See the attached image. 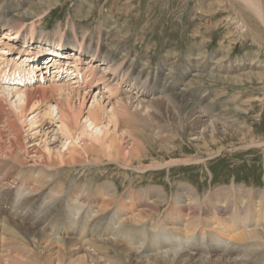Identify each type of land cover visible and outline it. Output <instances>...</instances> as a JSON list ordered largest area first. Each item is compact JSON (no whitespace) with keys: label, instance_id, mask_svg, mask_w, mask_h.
Wrapping results in <instances>:
<instances>
[{"label":"bare ground","instance_id":"6f19581e","mask_svg":"<svg viewBox=\"0 0 264 264\" xmlns=\"http://www.w3.org/2000/svg\"><path fill=\"white\" fill-rule=\"evenodd\" d=\"M56 1L33 0V9H30L25 13H15L13 11L10 12V10H8L7 13L1 14L0 12V37L3 36V41L0 43V45L4 43V40L8 39L16 42H19L20 40L22 42L24 40V47L19 51V53L27 57L26 61H28V63H32L35 60H29L31 55L32 57H36V55L39 56V54L44 51L51 53V55L53 54L54 57H56V60L59 57L63 59L65 55H67L68 51L71 52L73 50L76 53H83L82 45L80 43L74 44L71 39L63 41V38L60 37L59 39L56 38L52 41H48L47 38H41L39 33L36 31L37 26L34 24L31 25V28L26 35L21 30L20 26L25 23L26 19H30V17L35 13L38 15L44 14L45 11L43 9V11H41V7L44 5L51 6L55 4ZM240 1H242V3L245 5H248V9L249 7L251 8V12H254L253 14H255L262 21L264 26V10L261 3L262 0ZM36 6L38 7L35 8ZM12 25H16L17 27H13ZM35 34L41 39L36 40L33 37ZM91 37L94 41V45L92 46H95L93 54H89L91 66L86 67L84 69L86 71L80 69L78 67L80 58L77 57L73 66L75 72L69 75L71 76L75 74L79 77V80L74 83L78 84L81 80L82 82H86L89 87H92V84L97 85L106 79V77L100 78L97 76V73L99 72L94 70L92 67V63H95L96 54H98L97 61L101 62L100 66H103V68L101 67V75L110 77L108 74H116L119 72V68L124 66L121 68L122 75L119 73L118 78V81L122 82L125 77L124 75L129 76L128 73L132 72L131 83L133 85H139L133 88V91L136 90L135 96L126 95V100H124L122 97L113 99L110 101L112 102V106H108V102L103 100L104 96H99V94L96 93L89 109L84 112L83 106L90 93L88 91L83 92L84 90L82 87H76V85H73L74 83L72 82H62L60 84L53 83L49 86H40L37 89L27 88V90H21L19 96H16L18 91L15 89V91H11V88L8 87H4V90H1L0 92L4 93V91H6L8 97L3 98L0 96V120L4 121L3 123L8 128L6 136L9 137V139H13L15 141V144H13V141L11 142L10 140L8 151H6V147H4L0 141V264H131L133 262L136 264H264V257L262 259H253L248 256V252V257L241 255V253L249 251L251 253L253 252L254 254L262 253L264 256V191H242L239 196L243 197V195H245L247 199L244 197V199H241L236 204L234 203L235 201L233 203L230 201L231 199H234L236 196H238L233 195L236 190L234 184L228 186L230 187L229 189H227L228 187H222L218 188V190L214 192L212 191L213 193L210 192L211 194L204 196L203 200H201L202 198L199 196V191H192L189 185H180L178 189L176 188V193L171 195L170 198L168 197L165 188H159V186H157V188L156 186H153V188L144 191H132L127 197L124 196L128 199H125L128 201V203H122L124 208L127 206L132 208L131 210H124L128 211V213H130L129 211H132L133 209L136 210V214L133 216V222L144 223L149 220V226H154L152 228L153 230L155 229L153 232V239L159 238L160 241L158 239H154L151 244L152 246L149 248H146L147 246L145 247L144 244L146 242L145 229L142 228L138 231H135L129 227L124 228L122 226H124L125 222L122 224L121 218H118L119 216H116L115 218L113 217L114 219H112L111 227H109L106 231L109 234L108 236H110L108 243H100L96 239V237L99 235L96 231V235L92 231L88 232V223L90 220L92 221L91 217L94 218L99 213L97 212L96 215L94 214L95 216H91L90 214L93 213L94 208L98 207L100 210H102L109 207V203H103L102 201L101 203L96 201L98 205H94L95 201L91 200V198L95 196L96 198L102 199L104 196L110 195L111 199L114 201V199L118 197V188L113 185H107L109 183H104L102 186L98 184L94 190V188H92L93 184L90 183L92 185H89V188L86 191L83 190L85 185L84 187L82 186L83 188L79 186L82 188L80 189L78 186H76V184H73L76 182V180H74L72 182V187L68 190H65V186L57 183L64 171L61 168L62 163H64L66 166L71 164L72 166L73 164L86 166L88 164L87 161H89V163H93L97 166L96 161L99 162L100 159L106 157L113 161V163L125 166L124 162H128L127 159L129 158L131 159L129 161H132L133 158L136 157L137 153L141 154L143 151H145L147 148H144V146L146 145H149L150 147L152 144L157 145L158 147H163L164 145L166 147L168 146L169 148L171 146L169 137L171 136V138L175 140L178 137L177 134L174 135V133L169 132L171 134L170 135L166 132L167 135L159 139V143H157L153 136L152 138H148L146 135L142 134L144 125L149 126L152 124L162 125V127H160L162 131H165L163 125H167L169 128L168 124L174 125V127L179 125V129H182V125H184L186 122L194 124V126H200L202 124L201 131L196 132L194 134L196 137L192 139L198 143H204L209 137L211 139L210 141H214L213 139L217 135L225 136L226 134H234L237 136V138L239 137L238 139H241L243 143L246 142L249 144V146H253L254 144L260 145V143H257L255 139L248 143V140L250 139V136L253 135V132L249 131L248 128H245L246 126H241L237 129L238 131H236V123L234 122V124L231 121L233 120L232 118L234 116L232 115L233 111H235L236 108L237 110L242 111L244 105L249 103L248 100H241L242 102L239 104L237 103V107H234L233 109L228 107L230 102H228L227 106L223 104L220 110L218 108L219 111L216 113V115L211 116H217V118L210 119V116H208V119L206 115L210 113V110L212 107H214L213 103L217 99H211L205 104V100L202 101L200 99L201 97L199 98V94H194L191 97H187L186 94L188 88L183 87V89H181L180 87H177L180 84L176 82L171 84L169 82L171 77L169 80L163 83L164 85L162 87L163 92H165L167 86H169L167 91H169L171 94L168 95V97L161 96V98L160 96H156L158 98L153 97L150 100H144L142 99L143 97H149V91L145 88L140 89L142 86L140 83V77L143 78L146 76L149 78L151 74H149V72L147 74L144 70L139 69L141 68L139 63H136L137 66L132 61L126 62L124 64L125 58L122 56V53H120L121 49L118 48L120 50L115 51L110 45L111 43L107 44V42H105L104 39L100 37V33H98V38L92 35ZM35 44L36 50L32 49L34 48ZM2 53L5 52L2 51ZM201 54L204 55V52ZM51 55L50 58H52ZM220 59L222 60V58ZM53 69L59 70V68ZM169 70L170 74L173 73V70ZM170 74L167 73L166 75L168 76ZM196 75H192L193 82H197V80H199L201 77L203 79L207 78L211 82H216L217 80L222 83L236 84L237 86L240 84L242 85L245 80L250 81L252 79H257L259 82L264 80V73L258 70H248L247 73L237 74L232 77L222 76L219 73L213 74L212 71L205 72L203 75ZM185 76L186 75H183V78H180V82L183 83L187 79ZM56 77L57 76H53V78L50 79V82H52ZM188 77H190V75ZM58 78L59 77H57V79ZM152 78L157 82V79L154 76H151V79ZM110 79L112 78L110 77ZM154 80L152 83H154ZM166 82L171 85L166 84ZM103 86V88L98 90L101 93L100 95L105 94V92L102 91L105 90L107 86L105 83ZM200 90L202 91V89ZM208 93L209 92H207L206 95ZM216 93L218 92L216 91ZM109 94H114L111 89H109ZM235 98H238V96ZM48 100H53V102L48 103ZM200 101L205 104V108L200 105ZM4 102L7 103V108L10 109L11 106L14 108L12 107L13 109L11 108V111L7 112V108L3 105ZM17 102H19L21 105L23 104V106H18ZM232 102L235 103L236 101L233 99ZM40 104H46L47 107L43 109V111H40L36 114V112L39 110ZM219 105L221 104H218L217 106ZM33 109L36 115L32 118L33 121H30L29 123L30 128H33L36 125L38 126L39 123L45 121V119H48L51 121V123H61L59 130L67 137L66 140H69L70 137L75 138V136H78L75 138L78 142V140L85 136L84 134H87L88 132L89 135H91L92 145L87 146V148H82L81 150H77L75 148L71 149V147V150L66 151L67 153L61 151H58L57 153L54 152L53 154H49V158H46L45 155L39 150L28 152V150L25 149V140L21 141V137L18 134V132H20L19 129H21L20 127L23 124L21 123L19 126V123L21 121L25 122L28 112H33ZM131 109H135V111L131 112ZM185 110H189L190 112L187 115H182ZM8 114H14L16 116V120H11V122L10 117L7 116ZM221 116H223V118L220 121L219 117ZM56 119L58 121H56ZM237 123L239 122L237 121ZM110 126L113 128L111 131V136H108V138L105 136L103 140H100V138L95 136L97 134L99 135L103 133L105 129L108 131L111 130L112 128H109ZM152 127L153 126H150V129H152ZM79 130L80 132H78ZM246 130L248 131L247 133ZM3 132V130H0V136L3 134ZM125 135L127 136V142L125 143L127 146L123 147L122 142ZM156 139L158 140V138ZM96 144H98V146H96ZM63 146L66 148V145ZM127 147H130V151L128 152L126 150ZM166 147H164V149H168ZM225 148L222 149L226 151ZM48 151L50 150L46 148V152ZM22 152L26 154L28 153L31 156L30 160L29 158H26ZM135 152L137 153L135 154ZM127 154L130 156L128 157ZM194 159L196 160V157L193 159H184V162H182H192ZM174 160L176 159H170L166 162L164 161L165 163L155 160L156 162H151L150 167L141 164V162H137L139 164H136V166H138L136 168L137 171H144L162 166L169 167L172 164L181 163V161L173 162ZM102 163L103 162H101V164ZM131 163H133V161ZM89 167L90 166L87 168ZM65 178H68V176ZM86 178L88 179V176H86ZM94 179L97 180V178ZM132 180L133 179H131V181ZM242 189L240 188V190ZM93 190L95 195L93 194L92 196L90 192L92 193ZM85 191H90L89 195L92 196L90 198L91 201L84 202L82 200L83 198H87L84 195ZM130 191L131 190H129V192ZM57 199H59L58 202L60 203H62L61 200H64L67 203L66 205L68 211L71 210L70 212H75L74 210L81 211L84 207H86L85 211L89 212V214H87L89 218L86 220L84 219V217H86L84 216V213L82 216L83 218H81L78 223L74 217L66 222V230L73 231V233L70 234L69 232H66L67 234L63 235L65 238H62V236L59 237V235H61V231L65 229L59 228V230L56 229L55 232V229L53 228L55 224L50 223V221L45 218V215L51 212L53 207L55 208V206H53L54 203L52 204V201H56ZM129 200L131 203L133 201L131 205H129ZM63 204L64 203H62V205ZM163 204H169V207L170 205L172 207L166 213L167 215L165 218L155 220L157 219L155 217L158 214H161L159 207ZM113 205L116 204L113 203ZM42 206L43 209L39 213ZM57 206L58 204L56 207ZM58 207H60V205ZM196 208L200 209V213L205 214V218L208 219L201 218ZM59 209L63 210L64 208L61 207ZM117 211L118 210L115 212ZM79 212L77 213L79 214ZM186 212L187 215L189 214L188 218L187 215H184ZM67 213L65 212V214ZM59 215L58 217L62 218L64 216ZM52 216L55 218V215ZM73 216H77V214L73 213ZM58 217L55 219H58ZM131 221L132 220L129 222ZM116 225L119 226L115 227ZM71 235L72 237H70ZM117 240L118 242L123 241L126 244H129L133 250H137L136 253L140 251L142 256L138 257V253L137 257L133 258L132 255H128L129 253H127L125 248L109 243L111 241L116 242ZM199 240L202 242L206 241L207 244L204 246H199V244H196V242ZM142 245H144V249ZM147 245L149 246V244ZM207 247L210 248L208 252H216L215 254H218L216 259H207V257H203ZM159 251H162V254H160ZM208 252L206 253L207 255ZM259 256H261V254Z\"/></svg>","mask_w":264,"mask_h":264},{"label":"rangeland","instance_id":"374dc122","mask_svg":"<svg viewBox=\"0 0 264 264\" xmlns=\"http://www.w3.org/2000/svg\"><path fill=\"white\" fill-rule=\"evenodd\" d=\"M58 1L59 0H57L55 4L51 6L44 5L43 7H41V11L43 10L45 11L44 14L38 15L35 13L30 17V19H26L25 23L20 26L23 33L26 35L29 29L31 28V25L34 24L35 26H37L36 31L43 39L47 38L48 41H52L53 39L56 38L59 39L61 37L63 38V41H67L68 39H71L74 42V44L80 43L82 45L83 53L81 52L76 53V55L78 54L79 58L84 53L86 55L85 58L89 54H93L95 46H92L94 45V41L91 35L98 38L97 37L98 33H100V37H102L104 41L107 42V44L111 43L110 45L115 51H119L121 49L120 53H122V56H124L125 58L124 64L126 62H131V61L134 64L139 63L141 67L139 69L144 70L145 73L147 74L148 72L149 74H151L149 78L144 76L143 78L140 79V83L141 85H143L141 86L140 89L145 88L146 90L149 91L148 93L149 97H143L142 99L144 100H150L153 97L155 98L156 96L168 97V95L171 94L169 91H167L169 86H167L166 89L167 92L165 91L166 93L163 92L162 87L164 85L163 83L169 80L170 77L171 78L169 82L171 84L176 82L180 84L177 87H180L181 89H183V87L188 88L186 94L187 97H191L194 94L197 95L199 94L200 95L199 98L201 97L200 99L202 101L205 100L204 101L205 104L211 99H217L213 103L214 107H212L211 109L212 111L210 110V113L206 115L207 117L210 116V119L217 118V116L216 117H211V116H215L223 104L227 106L228 102H230L229 105L231 106L228 105V107L233 109L234 107H237V105L241 103L243 100L244 101L248 100L249 103H246L244 105L242 111L237 110V108L236 110L234 109L235 111H233L232 114L234 116L232 118L233 120L231 121L233 123L234 122L236 123V124L234 123L236 125V129H235L236 131H238L237 129L239 127L246 126L245 128H248L249 131L253 132L252 133L253 135L250 136L248 143L250 141H253L254 139L256 140L257 143H260V145L254 144L253 146L252 145L249 146V144H247L246 142L243 143L241 139H238L239 137L237 138V136H235L234 134L233 135L226 134L225 136L217 135L213 139L214 141H210L211 139L209 137L207 138V141H205L206 143L201 142L202 143L201 144L192 139L196 137L194 135L196 132L201 131L202 124L200 126L198 125L194 126V124H190L189 122H186L184 123V125H182L183 126L182 129H179L180 127L179 125H178L179 127L178 126L174 127V125L168 124L169 128L167 125L166 126L163 125L165 131H162V129L160 128L162 127V125L152 124L149 126L144 125L142 134L146 135L148 138L149 137L152 138L153 136L154 140L157 143H159V139L167 135V133L170 134L169 132L174 133V135L177 134L178 137L175 140L172 139L171 136L169 137L170 145H171L169 148L168 146L166 147L164 145L163 147H158L157 145L154 144H152L153 147L146 145L144 146V148L147 149H145V151L142 152L143 154L135 152V154L137 153V155L136 157L133 158L132 160L133 163H131L132 161H129L131 160L129 158L127 159L128 162H124L125 166L113 163V161H111L106 157L100 159L99 161L100 164L98 161H96L97 166L93 163H89V161H87L89 165L87 164L86 166L83 165L79 166V164H73V166L71 164L66 166L64 163H62L61 165L62 167L61 166L60 167L64 171L57 183L65 186V190H68L72 187V182L74 180H76V182L73 184H76V186L78 187L79 186L84 187L85 185V187L82 188L83 190L86 191L89 188V185L92 184H93L92 188H94V190L98 186V184L102 186V184L104 185V183L105 184L109 183L107 185H113L116 188H118L119 198L116 197V199H114L115 202L111 199L110 195H106L104 196V198L100 199V198H96L95 196L92 197L93 194L95 195L94 190L92 191V193L89 191L90 194H92V196L89 195V192L85 191L84 195L87 198L82 199L84 202L93 200L95 201L94 205H98V203H101L102 201L103 203L104 202L109 203V207L111 206L110 208L107 207L102 210H100L98 207L94 208L93 213L90 215L95 216L97 212L99 213L96 215L97 217L96 216L94 218L91 217L92 221L90 220L88 223V232L92 231L93 233H95V235L98 233L99 235L98 237H96V239L100 243H108L110 236H108L109 234L106 231L108 230L109 227H111L112 219H114L116 216H119L118 218H121L122 224H124L125 222L124 226L122 227L124 228L129 227L134 229L135 231H138L142 228L145 229L146 242L144 244L145 247L147 246L146 248L152 246L151 244L154 241V239L155 240L158 239L160 241L159 238L153 239V232L155 231V229L154 230L152 229L154 226L152 227L149 226V220H147V222L144 223H134L133 216H135L136 210L133 209L134 211L133 210L129 211L130 213L135 212V213H131L132 214L131 216V214L125 210L126 209L131 210L132 208H129L130 206L124 208L122 204L125 202L128 203L127 201L128 199L125 197H127L128 194H130L132 191L134 192L144 191L153 188V186H156V188L157 186H159V188L162 187L165 188L168 197L170 198L171 195L176 193L180 185H189L192 191H196V192L199 191L198 192L199 196H201L202 198L201 200H203L204 196L213 193L214 191L218 190V188H222L221 186L223 184H229L231 181L235 179L237 180V184L235 185L236 190L233 193V195L234 196L238 195V196H236L234 199H231L230 201L232 203L235 201L234 203L236 204L241 199H244V197H246L245 195H243V197L239 196V194L242 193V191L245 192L247 191L251 192L254 190L264 191V80L262 82H259L257 79L255 80L252 79L250 81L245 80L242 85L240 84L238 86L236 84L222 83L217 80L216 82L215 81L211 82L207 78L203 79L201 77L199 80H197V82L192 81L193 80L192 77L194 75L196 74H198L196 76L203 75V73L208 71L210 72L212 71L213 74L219 73L220 75L226 77H232L237 74L247 73L248 70H252V71L258 70L264 73V26L262 21L255 14H253L254 12H251L252 11L251 8L250 7L249 9L247 8L248 5H245L240 0L239 1L238 0H61L59 2ZM262 1L261 3L264 10V0ZM32 2L33 0H0V10H1L0 12L2 14V13H7L8 10H10V12L13 11L15 13L17 12L25 13L28 10L33 9L34 2L33 4ZM37 7L38 6H36L35 8ZM12 26L17 27L16 25H12ZM33 37L36 38L38 36L35 34V36ZM11 41L12 42L6 41V43L4 44L7 46L14 45L16 48H18L20 45H23L24 42V41L21 42V40L19 41V43L13 40ZM13 42H16V44ZM84 44H87V46L84 47L83 46ZM7 46H4L3 52L5 53H2V51H0L1 52L0 61H2L3 57L5 56L3 54H7L11 51V50L5 51L6 49H8ZM9 47L13 48L12 46ZM35 47L36 44L32 49L36 50ZM88 47H90V50H88ZM202 52H204V55L201 54ZM71 54H73V52H71ZM97 55L98 54H96L95 63L99 62L97 61ZM220 58H222V60ZM200 62L202 63V65ZM100 63L101 62L94 65L95 68L100 70L99 74L103 68V66H100ZM88 66H91V59L90 62H88ZM78 67L82 70L85 69L80 66V60L78 63ZM122 67L119 68L120 70L118 73L116 74L112 73L113 75L111 73L108 74V76H110L112 79H110V77L107 76H103V75L100 76V78L106 77V79H104L102 83H105L107 88L104 90L105 94H102L101 96H104L103 100L105 102H108V106L112 104V102L110 101H112L113 99H118L119 97L120 98L122 97L124 100H126L125 99L126 95L127 96L136 95V90L133 91V88L139 85L138 84L133 85L131 83L132 72L128 73L129 76L124 75L125 77L122 80V82L118 81L119 73L122 75L121 73ZM169 69L173 70L172 71L173 73L170 74ZM167 73H169L170 75L167 76L166 75ZM183 75H186L185 77H187V79L189 78L188 81L187 79L184 81L185 83L180 82V78H183ZM189 75L190 77H188ZM151 76L152 77L154 76L157 79V82L153 78L151 79ZM30 80L32 79L30 78ZM153 80L154 83H152ZM166 84H168V82H166ZM76 85L82 87V89L84 90L83 92H86V89L88 88L90 89L88 90L90 94L87 97L85 104L83 106V110L84 112H86V110L89 109L93 101L94 95L97 93V91H95V93H93L92 96L91 90H96L97 89L96 86L99 84H97L96 86L92 84L91 85L92 87H89L86 84V82H82L80 80L79 83ZM4 87L11 88V91H15V90L18 91L16 96H19L21 90L23 91L27 90V88L24 89L21 87L20 88L9 87V86H4ZM4 87L0 86V92L1 90H4L3 89ZM39 87L40 86H37L31 89H37ZM109 89L113 91L114 93L113 95L109 94ZM200 89H202V91ZM206 91L209 92L207 95H206L207 93ZM216 91L218 93H216ZM0 96H2L3 98L7 97L6 91H4V93H0ZM237 96L238 98H235ZM233 99L234 101H236L235 103L232 102ZM202 101H200V105L204 107L205 104L202 103ZM52 102L53 100H50V103ZM17 104L18 106H23V104L21 105L19 104V102H17ZM218 104L221 105L217 106ZM3 105L7 108L6 102H4ZM12 107L13 106H11V108ZM46 107H47L46 104H40L39 110L36 112V114L39 113L40 111H43V109H45ZM10 109L7 108L6 111L10 112L11 111ZM134 111L135 109H131V112ZM189 112H190L189 110H185L182 115H187ZM36 114L33 109V112L32 111L28 112L27 114L28 116L26 117L25 122L21 121L19 123V126L21 125V123L23 124L20 127L21 129H19L20 132H18V134L21 137V141L25 140L24 141L25 149L28 150V152H34L39 150L42 154L45 155L46 158H49V154H53L54 152L55 153H57L58 151L66 152L73 148L77 150H81L82 148H87V146L92 145L91 135H89L88 132L87 134H84L85 136L81 137V139H79L78 142L75 139L78 136H75V138L73 137L74 139L70 137L69 140H66L67 137L63 135L59 130L61 123L58 122L51 123V121L48 119H45V121L39 123L38 126L36 125L35 127L30 128L29 123L30 121H33L32 118L35 117ZM7 116L10 117V121L16 120V116L14 114L13 115L8 114ZM222 118L223 116L219 117V120L221 121ZM56 121L58 120L56 119ZM237 121L239 123H237ZM3 122L4 121L0 120V130L4 131L3 134L0 136L1 138L0 141L2 145L6 147L7 149L6 151H8L10 146V140L11 142L13 141V144H15V141L13 139H9V137L6 136L7 135L6 132L8 128L5 126ZM150 126H153L152 129H150ZM109 128L111 129L112 127L110 126ZM80 130L78 132H80ZM112 130L113 128L109 131L105 129L104 132L106 135L104 134V132L99 135L98 134L97 135L94 134V135L100 138V140H103L105 136L108 138V136L112 135L111 134ZM247 130L246 133L248 132ZM125 136H124L125 140L123 139L122 142L123 147L127 146L125 144L127 142V136L126 137ZM230 137L232 140L230 139ZM156 138H158V140ZM63 145H66V148ZM96 146H98V144H96ZM164 147L168 149H164ZM46 148L50 151L46 152ZM222 148H225L226 151H224ZM129 149L130 147H127L126 149L127 152L130 151ZM22 154L26 158H29L30 160L31 156L28 153L26 154L22 152ZM127 156L129 157L130 155L127 154ZM192 157L193 158L196 157V160L197 159L198 160L196 161L194 159L195 161L192 160V162L183 163L184 159H189V158L193 159ZM170 159H176L173 162L181 161V163L183 164L177 163V164H172L169 167L162 166L158 168L147 169L144 171H140V170L137 171L136 168L138 167L136 166V164H139L140 162L141 164L150 167L152 161L156 162L155 160H157L158 162L165 163ZM101 162L103 163L101 164ZM88 166L90 167L87 168ZM67 176L68 178H65ZM86 176H88V179L86 178ZM94 178H97V180ZM131 179L133 180L131 181ZM244 186H246L247 189L249 190L245 189ZM227 187L228 186H226V188ZM229 188L230 187H228L227 189ZM240 188L243 189L240 190ZM129 190L131 191L129 192ZM91 197L94 199H92ZM58 200L59 199H57L56 201H52V204L54 203L53 206H55L57 210L52 206L53 208L51 212H49L50 214L49 213L46 214L45 218L49 220L50 223L55 224V226L53 227L55 229V232L56 229L59 230V228L65 229L61 231V235H59V237L62 236V238H65V236L63 237V235L67 234L66 232H69L70 234L73 233V231L66 230L67 229L65 227L66 222L72 217H74L76 219V222L78 223V221L81 218H83L82 217L83 214L84 213L89 214V212L85 211L86 207L82 208L81 211L74 210L75 212L73 211L70 212L71 210L68 211L66 205L67 203L64 200L63 201L61 200V202L64 203L62 205V203L58 202ZM109 200L111 203L109 202ZM96 201H98V203ZM56 203L58 204V206L60 205V207L58 206L56 207L57 205ZM113 203H115L116 205H113ZM132 203L129 200V205H131ZM61 207L64 209L60 210L59 208ZM171 207H172L171 205L169 207V204L161 205L159 207V211L161 212V214H158L160 216L157 215L155 217L157 219L155 220L165 218V216L167 215L166 213L168 212L169 209H171ZM42 209L43 206L39 211V213L42 211ZM116 210L118 211L115 212ZM196 210L201 218L206 217L205 214L200 213V209L196 208ZM65 212L68 213L65 214ZM77 212H79L80 215ZM73 213H76L77 216H73ZM85 214L84 216L86 217H84V219L86 220L89 218V216ZM52 215H55V218L58 217V215L59 216L64 215V216L63 218L58 217V219H55ZM127 215H129L130 217ZM184 215H187V212ZM188 216L189 214L187 215V218ZM55 220L58 221L56 222ZM130 220L132 221L129 222ZM62 224L64 228L62 227ZM136 224L137 226L139 225L138 226L139 228L136 226ZM118 226L119 225H116L115 227ZM70 237H72V235ZM118 240L116 242L111 241L109 243H112L114 245H119L125 248L127 253H129L128 255L129 256L132 255L133 258H136L138 253H139L138 257L142 256V253L140 251L136 253L137 250L135 249L133 250V248L130 247L129 244H126L123 241L118 242ZM147 244H149V246ZM196 244H199V246L201 245L204 246L207 243L206 241L202 242L201 240H199L198 242H196ZM127 247L129 248V250ZM142 247L144 249V245H142ZM205 250L206 252L204 253L205 255H203V257H207V259L217 258L218 254H215L216 252H208L210 250V248L208 247ZM161 252L160 254H162ZM207 252L208 255L210 256L206 254ZM247 252H248V256L253 259L254 258L262 259L264 257L262 253L254 254L253 252L251 253L249 251H245L244 253H241V255H243L244 257H248ZM260 254L261 256H259ZM254 255L258 257L256 258ZM131 264H136V263L133 262Z\"/></svg>","mask_w":264,"mask_h":264}]
</instances>
